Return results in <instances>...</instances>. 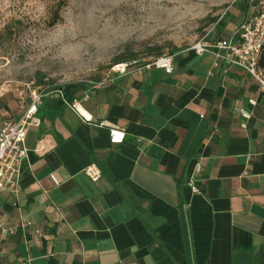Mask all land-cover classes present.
Returning a JSON list of instances; mask_svg holds the SVG:
<instances>
[{
    "label": "crops",
    "instance_id": "1",
    "mask_svg": "<svg viewBox=\"0 0 264 264\" xmlns=\"http://www.w3.org/2000/svg\"><path fill=\"white\" fill-rule=\"evenodd\" d=\"M213 62L181 50L171 74L116 77L41 112L18 192L0 193V264H264V91Z\"/></svg>",
    "mask_w": 264,
    "mask_h": 264
},
{
    "label": "rangeland",
    "instance_id": "2",
    "mask_svg": "<svg viewBox=\"0 0 264 264\" xmlns=\"http://www.w3.org/2000/svg\"><path fill=\"white\" fill-rule=\"evenodd\" d=\"M244 1L178 0L176 15L187 17L182 31L177 30L171 21L165 27H157L152 22L141 27L150 15L160 21L168 20L167 12L161 11L175 7L168 0L151 7L148 0L144 5L148 8L145 12L140 11V0H130L119 7L99 0H42L46 13L39 20L26 14L16 17L0 14V117L6 121L18 118L30 102V92L47 87L36 85L39 73L55 86L81 82L91 86L90 83L102 81L105 73L116 64L136 62L142 65L161 55H173L175 49H188L203 38L216 40L217 37H212L213 21L219 18L229 21L228 27L233 33L242 21L239 10ZM250 1L245 18L253 11L254 5ZM69 21L77 28V38L65 42L84 44L88 53L82 52L78 61L66 63L57 59L59 46L51 50L47 47L40 49L28 42L36 38L34 33L53 32L58 25ZM106 21L109 22L107 31H102ZM115 28L121 31L114 37L111 32ZM93 37L103 46L86 43ZM42 52L47 55H41ZM259 70L264 79V70Z\"/></svg>",
    "mask_w": 264,
    "mask_h": 264
},
{
    "label": "built area",
    "instance_id": "3",
    "mask_svg": "<svg viewBox=\"0 0 264 264\" xmlns=\"http://www.w3.org/2000/svg\"><path fill=\"white\" fill-rule=\"evenodd\" d=\"M188 50L196 55L211 54L214 57V68L218 66L219 62H224L226 65L223 69L224 74L232 67L240 69L254 78L264 91V79L259 70V60L264 50V0L257 1L251 15L228 39L211 42L209 39L203 38L193 43ZM152 69L171 74L174 71L173 55H161L142 65H137L136 62L116 64L105 73L102 81L90 84L92 88H102L116 77ZM44 95L45 89L33 90L30 92L29 104L18 118L6 121L0 117V193L16 194L18 192L21 165L25 160H28V151L24 147L25 137L29 128H37L40 125L36 113ZM249 103L252 106L256 105L255 100H249ZM240 113L245 118L249 117L242 110ZM109 136L112 143H121L124 131L111 128ZM199 169V165L196 164L194 172L198 173ZM84 173L92 181L99 178V172L94 166L87 167ZM187 185L193 193H200L192 181H189ZM28 226H30V222L23 224V228ZM35 233L39 232L35 231Z\"/></svg>",
    "mask_w": 264,
    "mask_h": 264
},
{
    "label": "clouds",
    "instance_id": "4",
    "mask_svg": "<svg viewBox=\"0 0 264 264\" xmlns=\"http://www.w3.org/2000/svg\"><path fill=\"white\" fill-rule=\"evenodd\" d=\"M100 3H109L114 7H119L122 3H128L130 0H99ZM148 3V0H140L141 12L148 11V8H145L144 5ZM163 3V0H150V5H160ZM168 3L175 5V7L170 9H161V11H166L168 14V20L160 21L155 18V16L150 15L147 17V20L143 22L141 27H146L150 22L155 23L157 27H165L171 21L176 26V29L179 31L183 30V22L187 17H179L176 15V9L178 7V0H168ZM95 11V9H93ZM46 7L42 0H0V14L6 17H16L20 14H26L33 18L34 20H39L41 17L45 16ZM91 12L89 13L91 17ZM106 15V13H102ZM175 17L174 19H172ZM123 22L124 18L121 17ZM106 27L102 31H107L109 22H105ZM121 31L120 28L112 29L111 35L116 36ZM77 28L69 21L65 25H58L53 32L44 34L40 33L39 35L33 34L36 36L35 39H31L28 42L33 44L34 47L43 49L47 47L51 50L53 47L59 46L57 59H63L66 63L68 61H78L80 59V54L83 52L87 55L84 44H73L66 43V40L74 41L76 40ZM86 43H95L97 47H102L103 43L97 40L95 37L86 41ZM41 55H47L46 52H42Z\"/></svg>",
    "mask_w": 264,
    "mask_h": 264
},
{
    "label": "trees",
    "instance_id": "5",
    "mask_svg": "<svg viewBox=\"0 0 264 264\" xmlns=\"http://www.w3.org/2000/svg\"><path fill=\"white\" fill-rule=\"evenodd\" d=\"M258 0H252L250 1V4L255 5ZM249 2L248 0L244 1V3L240 6L239 10V15L242 16V21L240 22V25L243 21H245V16L248 12L249 9ZM214 26L212 29V37H217L216 39L221 40L220 36L223 30L225 29L226 25L229 23V21L219 18L215 21H213ZM239 25V26H240ZM238 26V27H239ZM175 53H178L181 51V49H175ZM173 53V55L175 54ZM259 68L264 69V50L262 53V56L259 60ZM36 85H47L45 88V95L42 98V103L41 106L38 108L36 115L39 116L41 112L45 113H52L50 110L55 109V107L67 103L71 104L74 100V96L77 92L80 90H83L88 87V85L84 82L77 83V84H72L68 83L62 86H55L49 81L45 80V77L42 74H37V80H36ZM54 93L55 96L50 97V95ZM41 118V117H40Z\"/></svg>",
    "mask_w": 264,
    "mask_h": 264
}]
</instances>
